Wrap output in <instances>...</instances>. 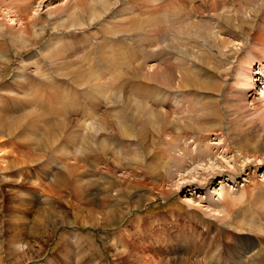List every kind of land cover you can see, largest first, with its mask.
<instances>
[{
    "label": "rangeland",
    "instance_id": "1",
    "mask_svg": "<svg viewBox=\"0 0 264 264\" xmlns=\"http://www.w3.org/2000/svg\"><path fill=\"white\" fill-rule=\"evenodd\" d=\"M0 3V264H264V0Z\"/></svg>",
    "mask_w": 264,
    "mask_h": 264
},
{
    "label": "bare ground",
    "instance_id": "2",
    "mask_svg": "<svg viewBox=\"0 0 264 264\" xmlns=\"http://www.w3.org/2000/svg\"><path fill=\"white\" fill-rule=\"evenodd\" d=\"M14 2V1H13ZM1 4V3H0ZM24 6V5H23ZM263 74V77H264V67H263V65H260V67L259 68H257L256 69V71L255 70H253V75L255 76H253V78H257L256 76H259V75H262ZM252 78V77H251ZM248 81V80H247ZM253 81H256V82H259V79H256V80H254L253 79ZM255 83V82H254ZM213 87V86H212ZM245 89V88H244ZM246 90H248V94L246 95V101L248 102V103H250L251 102V100H249L250 98H249V96L250 97H252L253 95H258V96H260L261 97V99L263 100V103L262 104H264V80L261 82V86H259V87H257V84H252V87H251V84H249V87L246 89ZM259 101V100H258ZM125 122L126 121V117H122V119H121V122ZM127 122V121H126ZM201 151V150H200ZM199 151V152H200ZM190 173V172H189ZM221 184H224V186H222L221 187V189L218 191V193H216V195L218 194L220 197H222V199L223 200H225L226 199V197H228L227 195V190H226V184L224 183V182H222ZM69 185V184H68ZM197 193V192H196ZM244 197V196H243ZM241 197H238V194H237V196L236 197H234V200L232 201L233 203L235 202V201H239V199H240ZM245 198V197H244ZM228 199V198H227ZM226 199V200H227ZM244 200V199H243ZM201 206V205H200ZM226 207H228L227 205L225 206V208H224V210L222 211L224 214L228 211L227 209H226ZM206 208H208L209 209V207H206ZM55 209V208H54ZM220 210L222 209V208H219ZM214 211H216V208H214L213 209ZM217 211H218V209H217ZM220 214H221V212H220ZM224 217V216H223ZM239 218V217H238ZM231 221V220H230ZM244 222V221H243ZM240 224H242V222H239ZM244 224V223H243ZM231 226V225H230ZM251 227V226H250ZM235 228V227H234ZM263 228V227H262ZM236 230H238V228H236ZM239 231V230H238ZM262 232H264V231H262ZM233 233V232H232ZM235 233V232H234ZM244 237V236H243ZM246 238H247V240L249 241L250 240V243H251V245L253 246H251L250 247V243L248 244L249 245V247H250V250L251 249H253L256 245L255 244H253L252 243V239H251V237H249V236H246ZM259 239H261V238H259ZM262 240V239H261ZM264 241L262 240V242L260 243V246H258L257 248H259V249H261V247H263L264 246ZM240 245V244H239ZM243 245V244H242ZM248 247V248H249ZM240 250H242V249H240ZM245 252H246V250H244ZM251 251H254V250H251ZM243 251H240V252H238V254L239 255H241V253H242ZM247 253V252H246ZM214 255L212 254V255H210L209 257L212 259V257H213ZM217 256V255H216ZM242 258L244 257V256H241ZM217 259V258H216ZM213 260V259H212ZM215 260V259H214ZM218 260V259H217ZM202 261V260H201ZM186 262V261H185Z\"/></svg>",
    "mask_w": 264,
    "mask_h": 264
}]
</instances>
